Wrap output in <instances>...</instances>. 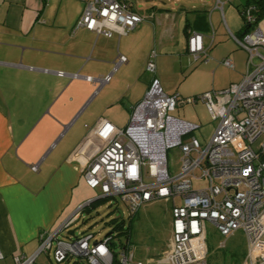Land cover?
<instances>
[{
  "label": "crops",
  "instance_id": "1",
  "mask_svg": "<svg viewBox=\"0 0 264 264\" xmlns=\"http://www.w3.org/2000/svg\"><path fill=\"white\" fill-rule=\"evenodd\" d=\"M145 1L150 6L144 22L126 35L106 38L74 29L84 6L80 0H0V264H13L17 254L32 255L41 235L56 231L78 207L95 199V190L83 178L87 162L103 146L95 126L102 121L126 126L131 108L156 79L160 59L178 66L180 57L187 56L188 31L203 36L209 58L204 65L221 64L229 57L231 71L237 68L231 51L218 61L213 50L219 22L232 34L226 20L234 27L227 14L233 0H219L222 11L216 0H199L201 7L191 12L182 4L169 9V0ZM156 49L167 54L158 58ZM151 50L157 53L155 74L148 73L151 78L141 82ZM118 55L126 63L113 71ZM127 64L129 75L123 78ZM110 73V81L101 87L84 79ZM74 74L78 78L70 77ZM238 74L226 86L211 90L239 82L243 72ZM158 83L172 95L166 93L170 86ZM33 165L36 172L30 169Z\"/></svg>",
  "mask_w": 264,
  "mask_h": 264
},
{
  "label": "built area",
  "instance_id": "2",
  "mask_svg": "<svg viewBox=\"0 0 264 264\" xmlns=\"http://www.w3.org/2000/svg\"><path fill=\"white\" fill-rule=\"evenodd\" d=\"M80 1L84 6L74 29L84 28L96 36L126 35L145 20L134 12L131 0ZM222 7L223 3L216 0V8L222 11ZM254 10L252 5L242 10L250 28L240 38L227 31L247 54L239 82L223 90L182 98L179 94L166 95L153 77L142 100L131 108L126 126L118 128L102 121L93 130L103 146L87 162L83 178L89 189L98 192L97 199L117 198L130 215L155 201L171 203L170 239L152 264H207V223L223 238L237 231L244 234L247 247L238 264H264V37L252 26ZM202 39L201 34L188 31L189 66L209 60ZM156 56V51L151 50L144 66L152 76ZM125 63L126 58L118 55L113 71ZM221 64L234 69L229 57H224ZM56 75L66 76L63 72ZM111 76L84 79L101 87ZM197 102L216 121L204 146L193 135L200 129L199 124L171 114L176 108ZM170 149L180 155L178 172L173 175L167 161ZM30 169L36 172L37 165ZM177 198L181 200L179 204L175 202ZM93 201L78 207L53 233L41 235L32 255H14L13 264H36L40 255H49L50 251L56 264L71 260L72 264H81L82 260L89 264H148L135 259L128 240L116 245L112 228L109 235L91 244L93 234L64 233L70 232V226Z\"/></svg>",
  "mask_w": 264,
  "mask_h": 264
},
{
  "label": "rangeland",
  "instance_id": "3",
  "mask_svg": "<svg viewBox=\"0 0 264 264\" xmlns=\"http://www.w3.org/2000/svg\"><path fill=\"white\" fill-rule=\"evenodd\" d=\"M244 2L245 0H233L229 4L232 10L230 9V12L227 14L233 18L235 28L231 26L226 17L227 27L236 37H238V31L244 24L235 7ZM180 4L186 7L187 12H191L194 8H200L202 3L199 2V0H169L166 2V5L170 6L169 9L171 10H174ZM149 6L150 4L145 0H133V8L137 10L142 17L145 16ZM249 28L250 27H247V29ZM214 29L216 41L218 42L213 50L219 57L217 60L219 61L220 58L231 51L234 55V63L237 68L231 71L222 64L217 63L216 65L209 63L207 65L199 64L187 67V56L180 57L181 62L176 66L175 64L173 65L170 60L161 58L160 69L156 72L155 77L163 85L167 84L171 87V90L166 92L167 94L177 93L182 98L192 97L204 91L211 90L213 87L218 89L222 88L226 86V83L230 82L231 79L237 77L239 75L238 73L245 72L246 52L238 47L237 43L225 30L223 23L221 24L219 22ZM259 29L264 37V19L259 21ZM181 38L182 46H185L183 34ZM156 51L158 53V58L167 54L166 51L160 52L159 49H156ZM128 65L129 64L125 65L126 68H124L121 72L122 74H120L123 75V78H125L127 74L129 75L130 69H128ZM141 77V82L151 78L148 73L144 72V69L142 70ZM119 82L123 83V80L120 78ZM224 83L225 85H223ZM171 114L186 122L200 125V129L194 131L193 135L201 146L205 145L216 126V121L210 118L201 102L177 108L174 112H171ZM119 118H122V116ZM179 158L180 155L176 149L167 151L168 169L169 173L172 175L178 172L180 164ZM145 182L149 181L145 179ZM199 185L203 184H194V187H198ZM97 194V191H93L91 197L97 199L99 197ZM180 201L179 198L175 200L176 204H179ZM170 209L171 203L160 200L146 204L136 213L130 215L125 204L119 199H98L92 203V205L88 206L85 211L80 213L78 220L70 226L68 230L70 232L64 231V233L70 236H77L81 233L93 234L94 238L90 241L91 244L93 241H101L111 231L112 227L108 224L110 220L116 219L119 223L123 220L122 229L114 231L112 234L113 242L117 245L124 244L128 240L134 248L135 259L152 264L154 257L161 254L170 239ZM124 231H127V233L124 234ZM206 231L207 264H238L242 262L247 242L241 231H237L230 237L223 238L209 223L206 225ZM222 244L224 247H220ZM51 256L52 251H50L49 255H40L36 260V264H56L53 262ZM73 262L74 260H71L67 264H72ZM80 262L81 264H89L85 260Z\"/></svg>",
  "mask_w": 264,
  "mask_h": 264
},
{
  "label": "trees",
  "instance_id": "4",
  "mask_svg": "<svg viewBox=\"0 0 264 264\" xmlns=\"http://www.w3.org/2000/svg\"><path fill=\"white\" fill-rule=\"evenodd\" d=\"M249 5H252L255 7V10L253 12V15H254V22L252 23V26H257V24L259 23L260 20L264 19V0H245V3L240 6V8H238L239 6H236V9L238 10V13L240 14V17L242 18L243 20V26L242 28L240 29L239 31V34H238V37L240 38L242 36V32H244L245 30H247V27L248 25L246 24V21L242 15V10L246 7V6H249ZM241 32V33H240ZM186 39H187V34H186ZM190 67V66H189ZM196 96V95H195ZM181 108V107H180ZM177 109V108H176ZM175 109V110H176ZM174 110V111H175ZM173 111V112H174ZM105 199H110V198H104ZM98 200V199H97ZM97 200H94L92 203H94L95 201ZM87 207H85L82 211H85ZM109 225H111L112 227V232L114 231H119L122 229V225H123V220H121V223L117 222L116 219H113V220H110L108 222ZM126 234L127 231H124ZM119 233V232H118Z\"/></svg>",
  "mask_w": 264,
  "mask_h": 264
},
{
  "label": "water",
  "instance_id": "5",
  "mask_svg": "<svg viewBox=\"0 0 264 264\" xmlns=\"http://www.w3.org/2000/svg\"><path fill=\"white\" fill-rule=\"evenodd\" d=\"M110 233H108L107 235H109Z\"/></svg>",
  "mask_w": 264,
  "mask_h": 264
}]
</instances>
